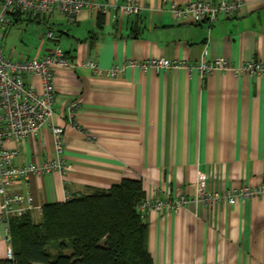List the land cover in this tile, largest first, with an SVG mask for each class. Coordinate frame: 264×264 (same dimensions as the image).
<instances>
[{"label": "crops", "instance_id": "0c3cea01", "mask_svg": "<svg viewBox=\"0 0 264 264\" xmlns=\"http://www.w3.org/2000/svg\"><path fill=\"white\" fill-rule=\"evenodd\" d=\"M114 24L109 16L83 10L74 23L58 14L28 22L17 16L3 41L4 56L16 62L60 47L70 69H56L51 125L64 129L65 174L34 176L29 189L41 205L63 203L67 193L108 190L124 179L139 180L146 197L195 196L198 173L221 192L264 184V76L233 71L200 77L192 66L226 58L239 66L264 62V0H243L237 14L208 26L188 25L159 0ZM186 5L195 0H173ZM213 3L221 0H211ZM53 31L55 41L45 38ZM166 59L174 69L143 71L131 62ZM118 67L116 78L88 67ZM25 82L42 90L38 77ZM51 125L17 147V165L55 157ZM147 248L154 264H264V197L236 205L191 202L178 214L149 211ZM0 225V259L7 243Z\"/></svg>", "mask_w": 264, "mask_h": 264}, {"label": "built area", "instance_id": "2783aa9c", "mask_svg": "<svg viewBox=\"0 0 264 264\" xmlns=\"http://www.w3.org/2000/svg\"><path fill=\"white\" fill-rule=\"evenodd\" d=\"M243 0H195L186 5H178L173 0H159L158 10L167 9L178 21L188 25L212 26L220 18L232 19ZM147 7L140 0H0V225L4 227L7 243L3 258L13 259L10 245L9 225L12 219H19L28 214L41 215L43 205L38 204L29 189L34 176L46 174H65L70 168L63 157L64 129L51 125L53 108L56 102V91L53 85L56 69H70L71 63L60 47H55L48 55L22 62L11 61L4 56L2 41L14 15L24 16L34 23L55 14L63 16L69 24L75 22L83 10H90L97 15L109 16L114 24L122 19L138 17ZM45 38L55 41L53 31H48ZM89 69L98 77L116 78L118 67L102 70L94 61L88 62ZM143 71L155 68L159 71L186 66L185 63L166 59H151L143 62H131ZM200 77L213 72L233 71L240 76H264V62L248 61L239 66L233 65L226 58L212 61L202 59L192 68ZM26 76H35L42 82V90L37 91L25 82ZM51 125L55 141V157L42 163L25 162L16 164L20 155L17 147L8 148V143L20 145L31 137H40L44 127ZM208 177L205 173L197 175L195 196L145 197L138 206L140 213L149 211H168L179 213L191 202H201L208 207L214 204L236 205L249 198L264 197V184L259 187H241L221 192H212L207 187ZM67 193L65 201L70 198Z\"/></svg>", "mask_w": 264, "mask_h": 264}, {"label": "trees", "instance_id": "16d2710c", "mask_svg": "<svg viewBox=\"0 0 264 264\" xmlns=\"http://www.w3.org/2000/svg\"><path fill=\"white\" fill-rule=\"evenodd\" d=\"M97 22L101 26L104 15ZM145 197L141 181L124 179L108 190L89 189L63 203L44 205L40 216L12 219L13 259H0V264H154L147 224L138 210Z\"/></svg>", "mask_w": 264, "mask_h": 264}, {"label": "rangeland", "instance_id": "374dc122", "mask_svg": "<svg viewBox=\"0 0 264 264\" xmlns=\"http://www.w3.org/2000/svg\"><path fill=\"white\" fill-rule=\"evenodd\" d=\"M50 250H51L54 254L57 253V251H56V247L54 246V244H51V245H50ZM70 253H71V249H70V248H69V249H66L65 254H70Z\"/></svg>", "mask_w": 264, "mask_h": 264}]
</instances>
